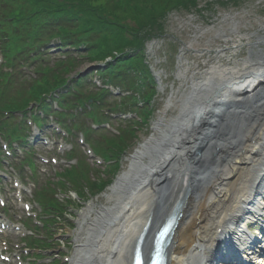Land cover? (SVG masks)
<instances>
[{"label":"bare ground","instance_id":"1","mask_svg":"<svg viewBox=\"0 0 264 264\" xmlns=\"http://www.w3.org/2000/svg\"><path fill=\"white\" fill-rule=\"evenodd\" d=\"M261 43L257 36L253 46ZM180 103L133 152L112 205L86 221L72 264H130L136 244L147 260L173 213L167 264H215L219 243L242 230L264 180V52L250 49L242 67L212 66Z\"/></svg>","mask_w":264,"mask_h":264},{"label":"rangeland","instance_id":"2","mask_svg":"<svg viewBox=\"0 0 264 264\" xmlns=\"http://www.w3.org/2000/svg\"><path fill=\"white\" fill-rule=\"evenodd\" d=\"M217 1L226 0H202L201 11L170 13L162 37L145 46L146 64L162 79H159L161 86L156 101L158 110L152 125L140 133L142 142L153 134L156 122L168 124L175 118L180 100L189 92L192 81L204 78L202 71L209 72L212 66L241 64L247 60L250 49L264 52V0H237L235 4L227 0L225 7ZM257 36L262 38V43L254 47ZM127 167L128 164L124 165ZM109 193L110 187L80 210L75 205L72 207L70 213L76 221L74 239L84 222L81 215L86 209L94 211L103 205H112L114 201L108 199ZM78 243L75 240L71 246L70 256Z\"/></svg>","mask_w":264,"mask_h":264},{"label":"trees","instance_id":"3","mask_svg":"<svg viewBox=\"0 0 264 264\" xmlns=\"http://www.w3.org/2000/svg\"><path fill=\"white\" fill-rule=\"evenodd\" d=\"M19 5L12 17H34L37 41L44 30L54 33L53 28L46 29L53 23L67 41H86L90 55L102 59L114 50L140 49L146 39L162 31L169 11L195 7L197 0H22ZM137 66V56L119 58L114 65L117 73ZM64 74L63 70L51 73L48 81L58 84Z\"/></svg>","mask_w":264,"mask_h":264}]
</instances>
